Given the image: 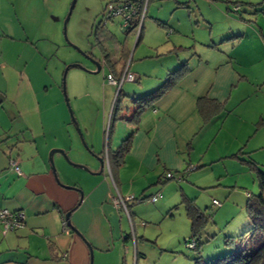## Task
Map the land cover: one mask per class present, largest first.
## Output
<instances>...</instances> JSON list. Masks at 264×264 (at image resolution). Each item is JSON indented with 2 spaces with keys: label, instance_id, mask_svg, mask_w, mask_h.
<instances>
[{
  "label": "crops",
  "instance_id": "0c3cea01",
  "mask_svg": "<svg viewBox=\"0 0 264 264\" xmlns=\"http://www.w3.org/2000/svg\"><path fill=\"white\" fill-rule=\"evenodd\" d=\"M105 1L102 7L117 0ZM149 2L147 0V6ZM263 2L248 5L254 8V12H264ZM235 4L242 10L243 3ZM45 5V0H0V210L21 211L25 216L21 228L4 233L0 225V264H89V246L97 264L103 259L106 263L118 261L121 253L110 257L114 242L122 240L125 244L122 247L127 249L129 238H133L136 247L138 241L136 231L133 237L125 234L126 227L122 225L121 217L123 210L115 208L112 199L117 195L147 199L157 193L159 185H164L167 173H173L176 178L180 175L184 180L186 174L197 171L187 175L191 181L189 187L187 183L183 184L178 196L182 192L190 199L199 198L202 203L199 206L196 203L199 208L207 204V193L214 194L211 204L213 200L223 198L227 203L229 200L231 203L227 207L222 202L220 207H215V219L222 213L226 215L227 211L238 212L236 207H246L248 199L257 193V185L253 174L241 165L239 157L234 159L231 156L240 155L241 151L243 159L252 158L256 162L251 153L264 148L256 136L262 126L253 132L256 124L264 120V108L259 106L250 110L252 115L248 118L240 116L251 96H258L264 85V82L260 83V79L264 80V71L250 77L251 68L260 66L264 60V29L256 20L251 22L253 13L247 12V22L222 15L225 20L218 24L208 15H202L195 0H173L169 13L180 14V10L185 9L190 14L195 12V16L183 13L178 16L183 20L175 22H170L172 15L165 18L150 14L151 21L147 23L144 18L135 45L129 43L133 35L125 38L128 49L125 66L136 79L122 84L118 94L114 87L110 99L118 96L119 109L113 121L109 119L112 125L110 133L106 132L105 148L107 99H102V117L95 121L98 122L95 126L98 132H83L89 151L103 160L102 174L96 175L99 163L95 156L91 163L81 164L89 172L82 169L73 171L74 167L67 164L60 154L53 156L55 173L49 167L48 153L51 149L63 150L68 157L73 155L71 150L74 146L68 131V118L60 110L61 101L55 104L47 102L45 96L49 91L42 89L46 80L38 84L40 76L46 75L45 57L39 52V45L31 41L39 42L45 38L29 37L31 35H27L19 20L20 14H25L24 19L28 21L31 12L35 15ZM258 6L262 8L256 9ZM227 11H230L229 6ZM44 17L34 18L33 23L41 28L40 22ZM153 33L158 34L157 40ZM245 35L247 42L232 43ZM23 46L25 56L32 61H26L24 66L19 62ZM182 63L189 67L182 79L160 100L146 108L137 123L127 122L124 115L130 117L135 112L132 99L158 89L166 75L177 70ZM109 74L108 70L106 75ZM105 93L103 88L102 94ZM201 99L215 102L221 109L204 120L198 109ZM113 100L110 102V114ZM126 100L133 106L128 104V111L123 114L121 108ZM114 130L119 134L115 145L112 144ZM132 132L130 149L123 162L118 167H110L107 164L108 151L114 152ZM10 160L17 162L21 176L9 169ZM189 167L195 169L189 172ZM226 178L232 186L212 184ZM217 187L221 190L209 191ZM238 187L249 190H232ZM198 192H202L201 195L196 194ZM176 199V194H170L160 201V209L171 213ZM68 212L69 225L80 236L71 230V226L63 228ZM127 220L133 226V217ZM245 222L246 219L243 220ZM239 227L240 222L237 221L228 227L227 233ZM245 228L246 223L243 230ZM140 239L144 241V238Z\"/></svg>",
  "mask_w": 264,
  "mask_h": 264
},
{
  "label": "rangeland",
  "instance_id": "374dc122",
  "mask_svg": "<svg viewBox=\"0 0 264 264\" xmlns=\"http://www.w3.org/2000/svg\"><path fill=\"white\" fill-rule=\"evenodd\" d=\"M104 1L105 0H76L70 18L66 25V39L63 35V23L70 8L72 0H45V7H41L37 11V13H35V15L33 12H31L30 19L28 21L24 19L25 14H20L21 17L19 16L20 23L25 29L27 35H31L29 37L45 38L39 42H36L35 39H32L31 41V43L39 45L38 50L45 57L46 75L40 76L38 84L39 82L46 80L42 83V89L43 91H49L47 95L46 93L44 94V96L46 95L45 99L47 102L55 104L57 101H61L60 110L62 111L64 116H67L68 118V131L71 132V143H73L74 146V149L71 150L73 155H68V158L76 162H81L79 163V165H81L82 163H91L90 160H92V157L95 156L89 151L90 149H88L87 147V141L85 140L86 138H84L83 136V132L87 131L92 134L98 132V129L95 127L97 126L98 122L96 123L95 121H97L98 118L102 117L101 115L103 112V98L108 100L105 109V117L106 120H108V124L104 134V148L107 144L106 132L109 126L110 119V102L113 100L110 98L112 92L115 90V86L109 87L108 84H106L105 76L107 74V70L102 69L99 73L94 74L93 71L95 70V67L84 56L86 52H92L93 54L97 53L95 49L91 48L92 44H94L95 41L93 35V27L100 20L101 15H105V6L102 7L106 2ZM195 1L198 4L197 7L200 9L201 12H203L202 15H208L212 20L218 22V24L223 23L225 20L222 15H225V17L230 16L231 18H239L240 16H242L243 19H245V17L248 18L247 12L250 13L251 11V13H253L250 15L253 18L251 21L254 22V20H256L257 24L263 26L264 29V12H254V8H250V6L248 5L250 3L255 5L262 2L263 0ZM236 2H239V4L243 3L241 7L242 10H240V16L234 11L235 7L239 8V5L235 4ZM172 4L173 0H150L149 5L146 6L148 13L145 15L146 23L148 21H151L150 14H155V16H165V18L168 15L171 16L172 14L169 13V7H171ZM218 6H220L221 9ZM228 6L230 8V11H227ZM262 6L264 7V2L262 3ZM262 6H258L256 9H260L262 8ZM195 10L197 11L196 8ZM183 13L184 15H188L190 14V11L185 9L180 10V14L177 13V15L175 13L171 16L170 22H175L176 20H183L182 18L179 19L180 15H183ZM27 15L28 14H26V16ZM42 16L45 17L44 21L40 22L41 28H39L37 24L35 25L33 23V20L36 17L42 18ZM190 16L194 17L195 12L192 11ZM54 19H56V22H52ZM120 23L121 21L119 17L112 18L111 21H108L107 28L113 35L116 36L118 40L125 41L126 36H124V34H127V31L120 28ZM194 26H198V24ZM157 35L158 34L153 33V38L155 37L154 39L156 40L158 39ZM23 37H25V35H23ZM136 40L137 36L136 34H133V36L129 38V43H131V45H135ZM246 40H248L247 35L234 39L232 43H245L247 42ZM146 42L149 43L150 41L146 38ZM248 45H250V43ZM3 47L6 46L3 45ZM255 47L257 49V44H255ZM24 48L25 46H23V50L21 49L22 57L19 61L20 64H22L23 66L25 65L26 61L32 63V61L30 62L29 58L25 56L26 52L24 51L26 50ZM69 65H79L80 68H71L68 70L65 77L66 97H64L61 87L62 75L64 69ZM125 68L128 67L125 66L123 71L125 70ZM246 69L248 70L250 69V67ZM251 69L253 71L252 73H250L251 78L252 76L256 75L257 72H263L264 60L260 62V66L256 65L253 66ZM263 82L264 80L260 79V83L262 84ZM103 88L106 89L105 94H102ZM86 90L88 92H86ZM251 97L252 98L250 99V102H248V104H245L244 106L243 114L240 113L241 117L248 118L250 115H252V112H250V110H253L254 108L257 109L259 108V106L264 108V85L262 86V90L258 94V96ZM65 98L67 100L68 106L65 101ZM255 102L258 104L254 105ZM128 104H130L129 100H126V102L122 104L121 109L123 111V114L127 112L126 106ZM130 105L133 106L132 104ZM132 108L133 107H131V109ZM68 109L71 110L73 117L76 121V125L72 123V119L70 117ZM121 124L122 123H120V125ZM263 124L258 133H256L258 134L256 136L258 137L257 139L264 144ZM121 127L122 126L119 127L120 131ZM119 129L117 131H119ZM256 130L257 129L255 127L253 129V132H257ZM117 131L115 132L114 130L115 134H113V145L116 144V140L119 137V134L117 135ZM79 132L81 134L82 139L79 136ZM251 155L253 156L256 162L264 166V148H262L261 150L259 149L256 152L253 151ZM70 162L73 163V161ZM72 169L73 171H80L76 168ZM192 173L195 174L197 173V171H194ZM192 173L188 174L191 175ZM188 174H186L184 180H182V178L181 180L172 179L164 185H159L157 187L158 191L156 194L159 195L160 193L161 197H158L157 203H151L148 199H144L142 202H138L140 198H136L135 201H131L127 204L130 216L133 217V226H131V224L127 220L128 218L125 212L123 211L121 214L122 225L126 227L125 234L130 235L131 237L134 236V231L137 232L136 238L138 241V247H136V243L133 242V238H129V240H127V249H124L122 247V245H125L122 244V240L120 242H114V250L113 252H111L110 257H117V255L120 253L121 257L118 261L114 263H106V261L103 259L100 264H194L193 259L196 258L198 255L194 250L189 249L188 245L186 244V241H188L190 237L189 220L187 219L183 208L181 206H178V203L181 200L180 196H178L180 188L183 189V184L185 183H187V187H189V184L191 182L188 179ZM228 181L229 179L226 178L221 182H212V184L230 186L231 183H228ZM219 188L220 187H217L213 190L211 188V190L209 191H214L216 189H218L219 191L221 190ZM197 190L201 191L199 189ZM232 190H234L235 192H244L243 190L249 189L247 187H238ZM190 191L191 190H189V192ZM256 191L257 193H254L255 195L258 194V189ZM113 193H115L114 189ZM172 193L176 194L177 197L175 201L176 203H173L172 207L174 205L177 206L176 208L173 207L171 209V213H167V210L163 211V209H160L161 207L159 204L160 201L164 200ZM201 193L202 192H198L196 194L201 195ZM212 196H214V194L207 193L205 198L207 204L203 205L202 208L200 207L201 209L205 210V213L214 214L212 219H209V222H207L205 229L199 238V255L204 261L211 258H217L218 256L234 251L239 247L241 243L237 241L231 246H226V235H237L236 237H239L240 235H243V237L247 236V233L245 234V231H242L245 227V223H243V220L245 221L246 216L245 206L238 208L236 207V209L239 210L238 212L237 210L231 212L227 211L226 215L222 213L217 219H215L217 211L215 207H213L210 203ZM232 197L233 199H236L234 198V196ZM218 200L220 205L222 202L223 204H225L226 207L231 203L229 202V200L227 203L226 199L224 200L223 198ZM195 202L198 206L199 204H202L200 203L201 201L199 200V198H197ZM233 206L235 207L236 203L233 204ZM237 221L240 222V227L236 230L233 229L231 231L232 233H227L228 227L232 226L233 223ZM140 237L144 238V241H142ZM136 254L138 255L137 258ZM92 264H97V261L94 260V254Z\"/></svg>",
  "mask_w": 264,
  "mask_h": 264
},
{
  "label": "trees",
  "instance_id": "16d2710c",
  "mask_svg": "<svg viewBox=\"0 0 264 264\" xmlns=\"http://www.w3.org/2000/svg\"><path fill=\"white\" fill-rule=\"evenodd\" d=\"M235 13L240 16V7L235 11ZM239 18L243 22H247L241 16ZM133 34H135L134 28L127 31L126 37ZM94 39L95 41L93 45L106 61L107 69L111 72V74H113V77L118 79L123 72L128 57V49L126 46L127 40L125 39V41H119L116 36L109 31L105 24L97 26L94 33ZM188 70L189 67L187 63H182L177 70L169 72L166 75L164 82L158 89L142 97L132 99L135 112L130 117L124 115L126 121L137 123L139 116L144 112V110L160 100L182 79ZM115 103L116 104L111 116V122L113 121L115 112L119 109V102L116 101ZM198 103L199 112L204 120H208L221 109L219 104L206 99H201ZM126 111H128V108ZM263 121L264 120L256 124V128L262 126ZM111 122L110 129L112 125ZM133 133L134 132L130 133L114 152L108 151V163L110 167H118L123 162L124 156L129 152ZM239 154L240 155H233L231 158L238 159L239 157L241 165L245 166L248 171L253 174L258 194L251 196L246 203L245 223L247 224V228L242 231H245L247 236H225L226 246H231L236 241L241 243L234 251L206 261L201 258L198 248L199 238L202 235L207 222H209V219H212L213 213H205V210L196 205V199H190L185 194L180 192L181 200L178 203V206L183 207L185 215L190 223V237L188 241H186V244L188 245L193 242L194 247L189 249L194 250L198 255L193 259L194 264H264V166H259L256 162H254V160H252V158L243 159V153L241 151H239ZM170 174L172 175V178H166V174L164 175L163 184L172 179L181 180L179 175L176 178V175H173V173ZM176 206H174V208H176Z\"/></svg>",
  "mask_w": 264,
  "mask_h": 264
},
{
  "label": "built area",
  "instance_id": "2783aa9c",
  "mask_svg": "<svg viewBox=\"0 0 264 264\" xmlns=\"http://www.w3.org/2000/svg\"><path fill=\"white\" fill-rule=\"evenodd\" d=\"M147 0H117L115 2L108 3L106 6V19L112 20V18L119 17L120 18V28L126 31L135 29V34L138 38L139 33L142 29L143 20L145 18L146 13ZM238 7H235L236 11ZM106 82L109 85L115 86L117 89V93L124 83H132L135 81V74L131 73L128 68L122 72L121 76L117 79L113 77L111 74L106 76ZM117 96V95H116ZM107 162V158H106ZM108 164V162H107ZM9 169L15 172L18 176H21V172L17 166V162L15 160L9 161ZM195 167H189L188 171H193ZM166 178H172L170 173L166 174ZM160 195L155 194L147 198L151 203L157 201ZM132 196L129 197H121L117 195L112 199V204L115 208L122 209L127 218L130 220V215L128 212L127 204L131 201H135ZM139 200V199H138ZM143 200H139L138 202H142ZM213 207H220V203L216 200L212 201ZM24 213L21 211H9L6 209L0 210V225L3 226V231L6 233L7 231H12L18 228H21L24 223ZM66 221L63 220V228L66 229ZM189 248L194 247V243L191 242L188 244Z\"/></svg>",
  "mask_w": 264,
  "mask_h": 264
},
{
  "label": "water",
  "instance_id": "95a60500",
  "mask_svg": "<svg viewBox=\"0 0 264 264\" xmlns=\"http://www.w3.org/2000/svg\"><path fill=\"white\" fill-rule=\"evenodd\" d=\"M75 3H76V0H72L71 5H70V8L68 10V13H67L66 18H65L64 23H63V35H64L65 39H66V25H67V22H68V20L70 18V15H71V12L73 10V7H74ZM91 62L96 67V71L94 72V74L99 73V71H100L99 64L97 62L93 61V60H91ZM71 68H80V66L79 65H69V66H67L64 69V72H63V75H62V85H61L62 92H63L64 97H66V95H65V77H66V74H67L68 70L71 69ZM65 101L67 103L66 98H65ZM67 106H68V103H67ZM68 110H69L70 117L72 119V123L74 125H76V121H75V119L73 117V114H72L71 110L70 109H68ZM79 136L82 139L80 132H79ZM55 154H60L63 157L64 161L67 164L71 165L72 167L77 168V169H82V170L88 171L87 167H85L83 165L73 164L72 162H70L69 158L67 157L66 153L63 150L53 149V150L49 151V153H48L49 167H50V169H51V171L53 173H55V167H54V163H53V156ZM94 158L99 163V171L97 173H95V174L96 175H101L102 174V163H103V160L101 158H99V157H96V156ZM79 193L81 194L80 191H79ZM69 215H70L69 212L65 215V220H66V224H67L68 227L71 226V225H69ZM70 228H71V230L73 232H75L77 235L80 236V233L75 228H73L72 226ZM87 246H89L88 243H87ZM89 252H90V263L89 264H92V262H93V254H92V249L90 248V246H89Z\"/></svg>",
  "mask_w": 264,
  "mask_h": 264
},
{
  "label": "flooded vegetation",
  "instance_id": "af4514ba",
  "mask_svg": "<svg viewBox=\"0 0 264 264\" xmlns=\"http://www.w3.org/2000/svg\"><path fill=\"white\" fill-rule=\"evenodd\" d=\"M139 1H141V0H139ZM108 4V3H107ZM107 4L105 5V7H104V11H105V15H101V18H100V20L94 25V27H93V35H94V33H95V29L97 28V26L98 25H100V24H105L106 26H107V24H108V21L109 20H107L106 19V15H107V13H106V6H107ZM125 36H126V34H125ZM91 48L92 49H95L96 50V54H93L92 52H86L85 54H84V56L86 57V59L93 65V63L91 62V60H93V61H95V62H97L98 64H99V67H100V71L102 70V69H105V70H107L108 71V69H107V66H106V61L104 60V58L100 55V53L97 51V49L94 47V45L92 44V46H91ZM89 59H88V58ZM94 66V65H93ZM95 67V66H94ZM96 71V67H95V70L93 71V73ZM99 71V72H100ZM90 72H92V71H90ZM107 76V75H106ZM106 76H105V78H106ZM106 80V79H105ZM107 83V82H106ZM108 84V83H107ZM117 93V92H116ZM119 93V92H118ZM118 97V96H117ZM117 97H115L114 98V100H113V105H112V107H111V114H110V116H112V112H113V110H114V107H115V102L117 101ZM111 119H112V117H110V121H111ZM110 125V124H109ZM109 129H110V126H108V129H107V133L109 132ZM129 212V211H128ZM129 215H130V213H129Z\"/></svg>",
  "mask_w": 264,
  "mask_h": 264
}]
</instances>
